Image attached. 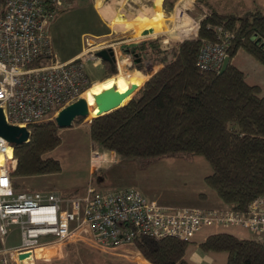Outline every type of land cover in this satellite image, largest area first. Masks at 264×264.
<instances>
[{
	"label": "trees",
	"instance_id": "16d2710c",
	"mask_svg": "<svg viewBox=\"0 0 264 264\" xmlns=\"http://www.w3.org/2000/svg\"><path fill=\"white\" fill-rule=\"evenodd\" d=\"M212 1L193 2L200 13L195 39L161 48L162 36L157 35L123 47L124 53L135 54L149 66L158 62L161 66L148 76L143 64L131 65L128 72L138 71L147 78L131 74L144 80L124 105L94 118L75 117L72 122L83 119L84 125L89 124L86 130L91 147L112 151L120 162L150 161L179 153L204 158L210 172L202 181L219 201L218 206L242 210L264 192V95H260L259 85L246 81L232 58L241 50L264 67V9L257 0L236 4ZM174 2L162 0L163 8L169 10ZM216 27L230 35L226 47L229 62L220 73L199 70L195 66L198 48L202 42L220 40ZM60 129L53 119L28 126L27 141L11 144L15 158L11 176L57 175L60 163L49 152L60 144ZM104 174L100 171L90 178L94 189L93 180L102 181ZM197 196L205 199L201 193ZM189 243L140 234L132 238V248L149 264H192L185 259ZM38 248L34 250L35 264L54 258L48 249ZM197 249L224 252L225 264H264V240L217 232L207 235Z\"/></svg>",
	"mask_w": 264,
	"mask_h": 264
},
{
	"label": "built area",
	"instance_id": "2783aa9c",
	"mask_svg": "<svg viewBox=\"0 0 264 264\" xmlns=\"http://www.w3.org/2000/svg\"><path fill=\"white\" fill-rule=\"evenodd\" d=\"M66 1L70 0H0V109L8 125L28 132V126L54 117L79 98L91 83L86 63L96 67L102 62L96 52L110 51L116 69L113 44L95 42L92 37H85L76 56L63 62L56 59L47 29ZM178 10L183 17L184 10ZM215 30L220 40L200 44L195 66L219 73L230 35L220 27ZM88 161L93 171L103 163L118 162L116 156L104 159L97 146L91 147ZM14 166L11 144L0 137V264L22 263L31 259L37 247L72 239H82L90 248L106 253L132 247V238L138 234L188 241L202 228L240 227L264 240V192L242 210L170 208L146 199L132 187L95 191L90 180L82 192L69 196L28 189L11 176ZM10 226L17 227L19 243L6 247ZM22 253L27 256L18 259Z\"/></svg>",
	"mask_w": 264,
	"mask_h": 264
},
{
	"label": "rangeland",
	"instance_id": "374dc122",
	"mask_svg": "<svg viewBox=\"0 0 264 264\" xmlns=\"http://www.w3.org/2000/svg\"><path fill=\"white\" fill-rule=\"evenodd\" d=\"M214 1L212 2L214 3ZM231 1L236 4L239 0ZM85 2L86 0L66 1L62 9L71 7L68 9L70 10L74 7H81ZM193 2L194 1L192 0H175L170 7L168 6L169 10L164 8L163 12H170L172 10L167 17L170 16V19L172 20V23L169 21L168 28L172 25L173 31L170 32L163 30L165 34L161 35V48L168 47L176 42L182 41L183 39L196 38L195 35L198 27L197 19L200 17V13L199 7ZM218 2L221 4L223 3L222 1ZM246 2L248 1L246 0ZM177 8L181 11L184 10L183 17H181ZM64 12L60 14H63ZM150 15L151 13L146 15L147 17H136L133 21H131V23H128V27H132V25L135 26V29H137L135 32L133 30H125L127 29L126 27L123 28L124 25H126L125 22L121 23L122 20L115 18L111 23V27L118 28V30H112L111 34L105 37L94 38L95 42L104 40L105 43L113 44L112 46L117 54L116 58L123 61L124 69H122V72L124 74H139L147 78V76L138 71L131 70V72H128L130 70H128L127 64L130 62V56L128 54H124L122 48L138 41L154 38L157 36V31H162L159 30L160 28L157 26L155 28L157 20H155L154 23L149 22ZM143 19H146V23L148 22L154 26L155 29H150L153 34L150 35L149 32L147 34L141 33L142 28L147 25H144L145 22ZM167 22L168 21L166 19L165 23ZM187 23H189V25L192 24L193 26L197 24L195 26L196 28L192 29L193 26H187ZM143 29L149 30L146 27ZM194 31V37H190V33ZM129 33L131 34L128 35ZM164 40H166V42H163ZM232 62L244 72L248 83L260 86V95L263 96L264 67L241 50H239L232 58ZM160 66L161 64L159 62L154 63L152 67L149 66V64L146 65L148 76L154 73ZM102 70L103 68L99 65L93 67L90 62L86 63L85 72L91 82L87 89L92 85L93 89L91 91L95 90L97 88V83L92 84V82L101 81L108 77V79H111L115 76V74L120 72L116 70L115 74H113L114 76L110 75L111 77H103L101 76ZM118 76L123 78L121 79L123 82L121 88L117 92L123 93L132 84L128 81L129 78H125L122 73L118 74ZM124 83H126L125 86ZM85 92L80 96L81 98H87ZM127 98L128 96L122 100L121 104H123ZM95 114L96 111L92 115L94 116ZM49 119H53V117ZM88 125H83V119H80L72 122L67 128H61L58 132L60 136V144L49 152V155L57 159L60 163L61 171L57 175L44 177L37 176L29 179L17 178L15 181H18V179L22 180L28 189H38L42 191L50 190L64 194L63 196H69L74 193L82 192L84 184L83 186L78 185V187L75 186L71 189H64L61 186V183H65L67 178H74V180L77 181L76 183L79 184L85 182L80 178V176H82V172L89 165L88 155L91 145L88 140L86 130ZM100 171L101 170H99L98 173ZM103 172H105V174L103 175L102 181H98L99 179L93 180V184L96 186V189H94L92 185H89L95 191L107 192L119 188L132 187L137 189L146 199L154 200L157 204L170 208H211L217 207V204H219L215 195L204 185L202 181L203 176L210 172V168L205 159L200 156L179 153L173 156H163L150 161L125 159L118 164H111ZM198 193L205 195V199L198 197ZM217 232H225L238 238L252 240L263 239L262 235L259 238L253 233L240 227H227L219 230H215L213 228H202L194 234L191 240H189L190 243L186 249L185 259L192 264H225L226 254L224 252H201L197 249V244L207 235ZM74 241H68L61 244L51 243L44 246L45 248L51 247L50 253H52L51 255L54 257L47 259L44 264H145L141 258H137L138 256L136 257L137 253L132 247H129L130 250H117L106 253L94 250L83 242L77 240ZM18 243V229L16 226H10L5 239V246L9 247ZM44 247L41 246L40 249H44ZM134 253H136V255H134ZM131 256L132 258H130ZM18 264H35V262L31 258Z\"/></svg>",
	"mask_w": 264,
	"mask_h": 264
},
{
	"label": "crops",
	"instance_id": "0c3cea01",
	"mask_svg": "<svg viewBox=\"0 0 264 264\" xmlns=\"http://www.w3.org/2000/svg\"><path fill=\"white\" fill-rule=\"evenodd\" d=\"M247 1L250 2L251 0H247ZM256 2H258L259 5L264 9V0H257ZM161 7L163 8L162 0H88V1L86 0V2L81 7H77V8L74 7L70 10H67L63 14L56 16L48 25L47 30H48V35L50 38L53 54L55 55L56 59L60 62L66 61L71 57L76 56L78 53H80V51L84 47L85 37H92V38L105 37L111 34L112 30H118V28L111 27V23L112 21H114L115 18L122 20L121 23L125 22L126 25H124L123 27V28L125 27L127 28L125 30L128 31L133 30L135 32L137 30L135 29V26L132 25V27H128L129 25L128 23H131V21H133L136 17L142 16L143 18L151 13V15L149 16V22L154 23V21L157 20L156 22L157 24H155V28L157 26L160 28L159 30H162V31H157V35L165 34L163 30L171 32L173 31V27L171 25L170 28H168V25H169V21L172 23V20L170 19V16L169 17L167 16L172 10L170 12L169 11L163 12L164 8L162 9ZM166 19L168 21L167 23H165ZM143 20L145 22L144 25L147 24L146 26L144 25L143 26L149 30L143 29L144 28L143 27L141 33L147 34L149 32L150 35L153 34L150 31V29H155L154 26L148 22L146 23V19ZM187 24H188L187 26L190 25H191L190 27L193 26L192 24L190 25L189 23ZM131 33H129L128 35H130ZM192 33L193 32H191L190 34ZM118 62H119V66L122 67V61H118ZM120 73L123 72L120 71L118 74ZM124 75H126L127 78H129L128 81L131 84H135L138 87L140 86V83H142V81L144 80V79H139L131 74H124ZM108 78H105L101 81H94L92 82V84L97 83V88H98L103 84H105L109 80ZM92 89L93 87L91 85L88 88V91H91ZM129 97L130 96H128V98ZM128 98L126 99V101L128 100ZM98 151L104 154V159L115 156L112 151H104L100 148H98ZM117 160L118 162L116 164L120 162L118 158ZM110 165L111 164L109 163H103L101 168L96 171H93V169L90 168V166L88 165V167L82 172V176H80V178L85 182L79 184L76 183L77 181H75L74 178L73 179L67 178V180H65V183H61V186L64 189H71L75 186L78 187V185L83 186V184L85 185L90 180V177L92 175L94 177L99 170L105 171L106 168H108ZM80 235L85 237L87 233L86 234L80 233ZM74 240L83 242L82 239H72L70 241H74ZM12 246L14 245H11L9 247ZM46 249H48L50 253L51 247L49 248L44 247V250ZM127 249L130 250L129 247H120L118 251H123ZM134 255H136V253H134ZM136 257L141 258V260L145 264H149L146 260L142 259V256H140L138 253ZM130 258H132V256Z\"/></svg>",
	"mask_w": 264,
	"mask_h": 264
},
{
	"label": "water",
	"instance_id": "95a60500",
	"mask_svg": "<svg viewBox=\"0 0 264 264\" xmlns=\"http://www.w3.org/2000/svg\"><path fill=\"white\" fill-rule=\"evenodd\" d=\"M146 34V33H143ZM96 55L101 58L102 61L113 64L114 58L110 51L108 50H100L96 52ZM229 62V57H225L223 59L220 72H222ZM219 72V73H220ZM150 76V75H149ZM139 87L135 84L129 86L123 93H118L113 87H110L106 90H103L98 95L94 96L96 105V114L91 117L94 118L96 116H100L106 114L118 107L124 105L131 97V95L138 89ZM128 100L121 104L122 100L127 97ZM88 114V108L86 102L83 98L79 97L75 101L65 105L61 109H59L53 120L55 125L58 128H67L71 125L72 121L75 117L85 118ZM28 132L25 128L16 127L12 125H8L5 123L3 119V115L0 109V137L3 138L9 144H19L22 142H26L28 138ZM27 256L26 253H22L18 255V259L25 258Z\"/></svg>",
	"mask_w": 264,
	"mask_h": 264
},
{
	"label": "bare ground",
	"instance_id": "6f19581e",
	"mask_svg": "<svg viewBox=\"0 0 264 264\" xmlns=\"http://www.w3.org/2000/svg\"><path fill=\"white\" fill-rule=\"evenodd\" d=\"M195 26H193L192 29H195L196 28ZM118 61H122V60L117 59L116 70L119 72V71H122V69H124V68H123V61H122V67L119 66ZM121 86H122V80H121V77H119L118 75H115L114 77L109 79L105 84H103L102 86L98 87L97 89H95L93 91H88V89H87L88 86H87L83 90V92L81 93V95H82L86 91L85 94L87 95V98L86 99L83 98V99L86 102V105L88 108V114L87 115L93 116L92 114L96 111L97 102H95L94 96L98 95L100 92H102L103 90H106L110 87H113L116 91H118L121 88ZM31 258L34 260V251H31ZM24 261H22V263Z\"/></svg>",
	"mask_w": 264,
	"mask_h": 264
},
{
	"label": "flooded vegetation",
	"instance_id": "af4514ba",
	"mask_svg": "<svg viewBox=\"0 0 264 264\" xmlns=\"http://www.w3.org/2000/svg\"><path fill=\"white\" fill-rule=\"evenodd\" d=\"M128 55L130 56V62L127 64L128 68L131 65H135L136 64L137 66H139V65L143 64L144 68L146 70V65H148L146 61L143 62L139 58H135V54H128ZM99 66L103 68L102 73H101V76H103V77L113 75V73H115V71H116V69L114 67V63L113 64H109V63H106V62L102 61ZM104 68L107 69V70H105Z\"/></svg>",
	"mask_w": 264,
	"mask_h": 264
},
{
	"label": "snow or ice",
	"instance_id": "6c2138e0",
	"mask_svg": "<svg viewBox=\"0 0 264 264\" xmlns=\"http://www.w3.org/2000/svg\"><path fill=\"white\" fill-rule=\"evenodd\" d=\"M6 183V182H5Z\"/></svg>",
	"mask_w": 264,
	"mask_h": 264
}]
</instances>
